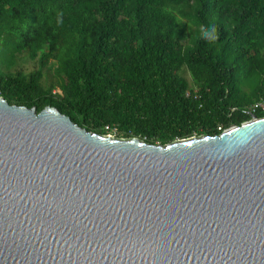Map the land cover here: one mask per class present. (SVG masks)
I'll list each match as a JSON object with an SVG mask.
<instances>
[{
  "label": "water",
  "instance_id": "water-1",
  "mask_svg": "<svg viewBox=\"0 0 264 264\" xmlns=\"http://www.w3.org/2000/svg\"><path fill=\"white\" fill-rule=\"evenodd\" d=\"M0 264H264V118L151 145L0 97Z\"/></svg>",
  "mask_w": 264,
  "mask_h": 264
},
{
  "label": "trees",
  "instance_id": "trees-1",
  "mask_svg": "<svg viewBox=\"0 0 264 264\" xmlns=\"http://www.w3.org/2000/svg\"><path fill=\"white\" fill-rule=\"evenodd\" d=\"M0 56L11 106L151 145L218 136L264 95V0H0ZM22 56L37 68L12 72Z\"/></svg>",
  "mask_w": 264,
  "mask_h": 264
},
{
  "label": "rangeland",
  "instance_id": "rangeland-1",
  "mask_svg": "<svg viewBox=\"0 0 264 264\" xmlns=\"http://www.w3.org/2000/svg\"><path fill=\"white\" fill-rule=\"evenodd\" d=\"M2 57L0 56V62L2 61ZM37 68V65L35 62H32L28 60V58L22 56L20 59L17 61L16 67L12 69V72L14 71H21L23 73H29ZM182 76L186 78L188 82H190V77L189 74L183 70L182 71ZM54 79L52 78V73L50 75L48 73L45 74V77L43 78V85L45 87L49 86L50 83H54ZM54 92L58 93V89H56Z\"/></svg>",
  "mask_w": 264,
  "mask_h": 264
},
{
  "label": "built area",
  "instance_id": "built-area-1",
  "mask_svg": "<svg viewBox=\"0 0 264 264\" xmlns=\"http://www.w3.org/2000/svg\"><path fill=\"white\" fill-rule=\"evenodd\" d=\"M60 92L58 91V94ZM248 113L254 115L256 112H261L264 114V95L260 96L254 103L249 105L247 107ZM264 118V117H263ZM104 130L107 132V134L111 137H116L117 129L112 126H105ZM218 130H220V127H218Z\"/></svg>",
  "mask_w": 264,
  "mask_h": 264
}]
</instances>
